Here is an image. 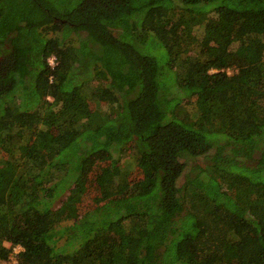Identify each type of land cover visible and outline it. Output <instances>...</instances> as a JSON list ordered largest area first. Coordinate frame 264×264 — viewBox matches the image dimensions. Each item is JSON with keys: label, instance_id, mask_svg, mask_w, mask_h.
I'll return each mask as SVG.
<instances>
[{"label": "trees", "instance_id": "16d2710c", "mask_svg": "<svg viewBox=\"0 0 264 264\" xmlns=\"http://www.w3.org/2000/svg\"><path fill=\"white\" fill-rule=\"evenodd\" d=\"M0 264H264V0H0Z\"/></svg>", "mask_w": 264, "mask_h": 264}, {"label": "built area", "instance_id": "2783aa9c", "mask_svg": "<svg viewBox=\"0 0 264 264\" xmlns=\"http://www.w3.org/2000/svg\"><path fill=\"white\" fill-rule=\"evenodd\" d=\"M49 63L51 64V65H55V57L54 56H51L50 58H49ZM22 248H21V246H18L16 249H15V251L16 252H19L20 250H21Z\"/></svg>", "mask_w": 264, "mask_h": 264}, {"label": "rangeland", "instance_id": "374dc122", "mask_svg": "<svg viewBox=\"0 0 264 264\" xmlns=\"http://www.w3.org/2000/svg\"><path fill=\"white\" fill-rule=\"evenodd\" d=\"M128 158V157H127ZM125 160V159H124ZM123 160V161H124ZM136 167V166H135ZM64 241H65V239H62L60 242H59V245H63L64 244Z\"/></svg>", "mask_w": 264, "mask_h": 264}]
</instances>
